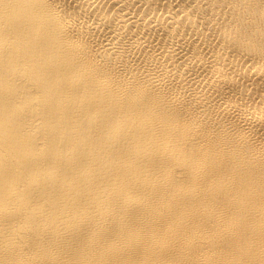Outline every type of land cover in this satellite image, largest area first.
<instances>
[{
  "label": "bare ground",
  "instance_id": "6f19581e",
  "mask_svg": "<svg viewBox=\"0 0 264 264\" xmlns=\"http://www.w3.org/2000/svg\"><path fill=\"white\" fill-rule=\"evenodd\" d=\"M0 264H264V0H0Z\"/></svg>",
  "mask_w": 264,
  "mask_h": 264
}]
</instances>
